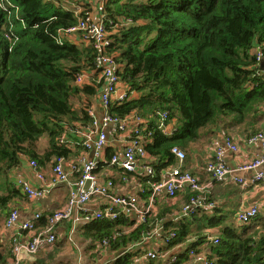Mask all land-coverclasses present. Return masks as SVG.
I'll use <instances>...</instances> for the list:
<instances>
[{"label": "trees", "instance_id": "trees-1", "mask_svg": "<svg viewBox=\"0 0 264 264\" xmlns=\"http://www.w3.org/2000/svg\"><path fill=\"white\" fill-rule=\"evenodd\" d=\"M103 6L113 40L107 54L122 64L120 77L129 96L138 94L114 102L109 113L120 121L131 115L146 119L140 127L147 157L139 171L112 164L113 147H105L99 161L98 170L106 165L117 170L119 182L112 178L118 188L135 182L148 202L151 183L176 163L173 147L191 156V145L204 132L246 139L263 130L264 69L256 53L264 54V0H107ZM91 7L87 0H0V226L22 196L11 175L25 159L42 168L59 159L78 164L86 153L83 139L70 129L92 125L87 110L103 85L94 78L98 52L91 43L59 37ZM83 73L94 74L78 85ZM161 112L168 115L165 125L174 129L173 135L159 126ZM147 165L154 175L142 167ZM180 194L157 197L155 211L138 225L125 214L83 225L88 248L103 249L107 241L112 264H131L156 247L150 241L138 243L162 225L159 247L170 256L149 264H188L192 249L205 250L210 264H264V209L249 224L236 216L233 223L208 190L204 196L215 203L213 210L199 208L173 220L195 195L188 192L183 203H173ZM51 212L36 225H45ZM210 229H217L214 235ZM212 236L219 237L217 244L208 243ZM1 239L0 233V264H9L12 250Z\"/></svg>", "mask_w": 264, "mask_h": 264}, {"label": "built area", "instance_id": "built-area-1", "mask_svg": "<svg viewBox=\"0 0 264 264\" xmlns=\"http://www.w3.org/2000/svg\"><path fill=\"white\" fill-rule=\"evenodd\" d=\"M87 1L92 6L91 10L86 11L84 16L79 19L78 24L61 33L59 38H62V35L68 38L76 37L75 40H72L74 43H91L97 50V68L99 69L100 79L103 80V85L97 98H99L101 104L103 117L99 118L95 109L90 107L87 111L89 117L92 118V125L85 128V130L80 127L70 129L75 136L83 139V145L86 150L78 164L73 161L65 162L63 159H59L57 163L52 165L48 176V174L44 173V169L39 167L35 161H30V165L41 185L36 186L20 175L15 178L16 187L29 200L46 198L51 188L58 184L68 185L69 195L63 207L47 214L45 225H36L44 217L45 212L38 211L34 220L20 224V211L18 208L13 207L9 210L10 212L5 221V228L13 233L11 236L12 256L9 264H23L26 255L34 258L42 248L54 244L58 240V227L64 223L69 224V231L66 236L68 242L78 248L76 236L79 229L94 220L107 219L115 221L125 214L135 222V225H138L155 211L156 199L162 194L172 199L177 197L178 193L191 192L195 194L182 206L181 213L176 216L177 220L181 217L192 216L199 208L213 210L216 207L214 202L204 196L210 184H202L198 176L185 169L187 154L186 151L178 146L171 149L176 158V163L163 172V177L159 182L151 183L152 194L148 202L142 200L141 191H144V189L141 186L132 193L121 192L118 186L114 184L113 176L103 178L102 170H98V164L103 158L105 147L107 146L108 127L114 125V127L119 129L118 133L120 135L123 134L126 139L122 154L116 153L112 158V164H116L127 172H135L141 161L147 157V152L144 148L146 137L142 134L143 129L140 127V124L145 123L146 119L131 115L120 121L110 115L109 109L114 102L131 99L133 94L129 96L128 87L120 77L122 64H119L113 56L107 54V48L113 40L106 28L102 11L106 0ZM256 57L259 63L264 64L262 51H257ZM89 75L88 73L80 75L77 78V84L83 85V83H86ZM160 115L162 119L159 126L167 135H173L174 129L165 125L168 115L165 112H161ZM245 141L247 144L258 143L261 146V153L254 156L252 160L243 161L236 168L229 169L223 160V155L227 150L235 153L241 151L237 140L231 137L214 140L212 143L213 157L204 168L211 178L225 180L231 177L234 171H252L264 165V129L246 138ZM68 144L73 145V140L69 139ZM143 168L149 175H154L151 166L147 165L143 166ZM72 176L76 177L72 178ZM233 181L239 182L242 187L248 185L241 177L234 176ZM261 181H264V171L257 172L251 183H260ZM263 209L264 200L259 204L240 208L235 213L236 220L242 224H249ZM20 229L25 231V233L21 234ZM164 234V226L161 225L138 245L143 246V243L147 241L154 242L155 239H163L162 236ZM165 236L167 238L166 241H168V239L175 236V233L166 234ZM218 241V236H212L209 238L208 243L217 244ZM101 245L103 246L102 250H105L107 241L101 243ZM155 246V248L144 254L142 258L135 259L131 264H149L150 259L164 260L169 258L170 252L168 250H160L159 243ZM189 256L191 257L189 264H210L206 259L205 250L199 252L192 250ZM111 257V259L101 264H112L111 260L114 256ZM171 258L172 261L177 259L176 256Z\"/></svg>", "mask_w": 264, "mask_h": 264}, {"label": "crops", "instance_id": "crops-1", "mask_svg": "<svg viewBox=\"0 0 264 264\" xmlns=\"http://www.w3.org/2000/svg\"><path fill=\"white\" fill-rule=\"evenodd\" d=\"M75 38L76 37H70L69 39L75 40ZM92 74L94 73H91L87 77V82H90V77H92ZM97 77H100L99 74L97 76H94V78L98 79ZM137 95V93H133L134 97H137ZM92 107L95 109L97 116L99 118H102L103 111L99 102V98L94 100V104L92 105ZM262 127L264 129V124H262ZM113 128L116 127L112 125L107 129V135L109 136L106 148L113 147V149H115L117 153L122 154L121 152L125 146L126 139L123 134L120 135L119 133H114ZM214 138L223 139V132L220 131L219 133L214 135H212L210 132H204L201 139L191 145L192 154L185 161L186 164L184 167L185 169L198 176L202 184H210V186L207 187L206 191L209 190V192L213 196V199L217 201V205L222 207V211L228 212L232 216V218H230V221L235 223L233 217L235 212L239 208L250 207L254 204H259L264 200V181L255 184L251 183L252 178L257 172L264 171V165L259 169L252 171H234L231 177L219 182H214L213 178H211L210 175L206 172V169H204L205 165L208 161H210L214 154L211 143L215 140ZM236 140L241 151L239 153H235L227 150L223 155V160L229 169L236 168L243 161L252 160L254 156L258 155L262 151L261 146L258 143L247 144L245 139ZM51 167V164L42 167L44 169V173L48 174V176L50 175L49 172L51 171ZM139 170L140 169H138V171ZM101 172L103 178L106 177V175L113 176L119 182V173L116 169L110 168L106 165ZM19 175L27 178L36 186L41 185V182L39 179H37V176L34 173V170L30 165V161L28 159H25L20 168L12 172L11 178L13 179V181H15V178ZM234 176L243 178L244 182L248 183L246 188L242 187L241 184L239 185L238 183H236V181H233ZM75 177L76 176H72V178ZM139 187V184L133 182L129 185H123L119 189L121 192L132 193L134 191H137ZM186 193L188 192L181 193L178 198L173 201V203L177 201H179V205L180 203H183L184 200L181 199H183V195ZM21 195V197H18L17 200L14 201L12 207L15 206L20 211L19 223L23 224L25 222L34 220L35 214L38 211L46 213L53 211L54 209L63 207L68 200L69 191L68 185L66 186L63 184H58L51 188L49 195L44 199L29 200L22 193ZM160 196L164 198L165 195L162 194ZM176 216L177 215L175 214L173 220H177ZM5 221V218L2 219V223L0 226V233L3 238L1 239V242L3 243V247L10 251L12 249L11 236L13 235V233L5 228ZM68 227L69 224L65 223L59 226L58 240L54 244H50V246L47 245L46 247L42 248L34 258H30L28 255H26L24 257L23 264H35L36 261L38 262L40 260L44 262L43 264H101L106 261L108 257L112 256L111 252L107 249H95L94 252L96 251V253H98V256L96 254H93V252L90 251L87 246L88 241L84 238L83 228L79 229L76 236L79 248L73 245L71 242H68L66 238L69 231ZM216 230L210 229L209 233L214 235ZM20 232L21 234L25 233V231H23L22 229H20ZM161 240L162 239H155L153 242L154 245L161 243ZM167 259L168 258L164 259V261H166Z\"/></svg>", "mask_w": 264, "mask_h": 264}, {"label": "rangeland", "instance_id": "rangeland-1", "mask_svg": "<svg viewBox=\"0 0 264 264\" xmlns=\"http://www.w3.org/2000/svg\"><path fill=\"white\" fill-rule=\"evenodd\" d=\"M96 15H97V14H96ZM96 15H95V18H96ZM117 28H118V27H117ZM116 31H117V30H114L113 33H116ZM181 149H182V148H181ZM183 150H184V149H183ZM184 151H185V150H184ZM187 153H188V152L186 151V154H187ZM189 157H190V156L187 155V156H186V160H187ZM54 210H55V209H54ZM234 217H235V214H234ZM89 250L92 251L93 254H96V255L98 256V253H96V251L94 252L95 249H94V250L89 249ZM111 258H112V257H108L106 260L111 259ZM104 262H105V261H104ZM189 263H190V262H188V264H189ZM193 264H194V263H193Z\"/></svg>", "mask_w": 264, "mask_h": 264}, {"label": "bare ground", "instance_id": "bare-ground-1", "mask_svg": "<svg viewBox=\"0 0 264 264\" xmlns=\"http://www.w3.org/2000/svg\"><path fill=\"white\" fill-rule=\"evenodd\" d=\"M107 1V0H106ZM80 6V5H79ZM105 7V6H104ZM80 11H81V9H80ZM77 15V14H76ZM109 21V20H108ZM107 22V21H106ZM113 27V26H112ZM110 47V46H109ZM262 75V74H261ZM123 102V101H122ZM258 133V132H257ZM256 134V133H255ZM224 137H227L226 135H224ZM228 137H230V136H228ZM249 137V136H248ZM232 139L234 138L233 136L231 137ZM244 138H245V136H244ZM235 139V138H234ZM155 171V170H154ZM155 177V176H154ZM114 184H115V182H114ZM151 189V188H150ZM148 220V219H147ZM102 221V220H101ZM105 221V220H104ZM108 240V239H107ZM101 243V242H100ZM109 245V244H108ZM12 250V249H11ZM193 250V249H192ZM191 250V251H192ZM87 254V253H86Z\"/></svg>", "mask_w": 264, "mask_h": 264}, {"label": "water", "instance_id": "water-1", "mask_svg": "<svg viewBox=\"0 0 264 264\" xmlns=\"http://www.w3.org/2000/svg\"><path fill=\"white\" fill-rule=\"evenodd\" d=\"M263 69H264V64L262 65Z\"/></svg>", "mask_w": 264, "mask_h": 264}]
</instances>
